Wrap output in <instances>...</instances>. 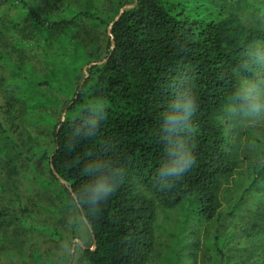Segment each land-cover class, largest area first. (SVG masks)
Here are the masks:
<instances>
[{"label":"trees","instance_id":"trees-1","mask_svg":"<svg viewBox=\"0 0 264 264\" xmlns=\"http://www.w3.org/2000/svg\"><path fill=\"white\" fill-rule=\"evenodd\" d=\"M1 22V109L5 115L18 112L19 119L25 111L45 115L39 121L49 129L50 149H40L37 158L46 167L34 175L37 186L54 190L63 211L92 179L83 171L86 164L112 159L125 169L114 195L84 219L91 243L81 253L88 264H149L157 208L181 205L189 213L185 219L199 224L221 228L228 218H242L245 253L227 255L217 246V264H254L256 258L264 264V245L250 246L264 239V188H256L264 185V163L252 164L243 190L254 191L256 201L241 196L224 204L240 162L221 118L249 45L264 42L263 26L248 22L227 0H61L47 11L39 0H0ZM27 48H36L41 73L34 71L37 62L26 60ZM185 78L195 84L199 103L192 118L196 162L179 181L161 188L162 114ZM97 96L109 102L99 132L69 147L79 124L73 115ZM12 129L0 121V156L9 163L12 150L17 155L24 145ZM191 247L197 250L198 241ZM181 250H174L171 264L182 262ZM193 251L187 264L196 262Z\"/></svg>","mask_w":264,"mask_h":264},{"label":"rangeland","instance_id":"rangeland-1","mask_svg":"<svg viewBox=\"0 0 264 264\" xmlns=\"http://www.w3.org/2000/svg\"><path fill=\"white\" fill-rule=\"evenodd\" d=\"M227 1L248 22L264 27V0ZM39 4L42 11L54 10L61 6V0H39ZM4 25L0 23V26ZM26 50L29 53L26 60L34 64L37 62L33 69L36 73H41L42 67L35 55L36 48ZM14 54L18 55L17 52ZM4 73L8 74L7 70ZM3 100L5 97L0 88V121L8 132L14 128L13 135L17 137L18 144L21 145L20 141H23L24 145L19 148L20 153L17 155L12 150L10 163L0 156V184L3 187L0 190V264H88L82 257L81 248L91 243V237L85 224L83 227L86 235L78 236L79 225L75 223V219L80 215L79 212L77 209L73 211L72 207L60 211L55 191L44 190L34 181V175L40 174L37 169L44 172L46 169L44 163L43 167L38 165L37 158L41 155L39 150L50 149L49 129L47 124L39 121H44L45 115L41 117L25 111L21 119L18 112L7 116L1 109ZM17 108L18 105L15 106ZM222 120L240 162L234 178L227 184L228 195L223 202L234 204L243 196V202L254 203L257 198L255 192L249 191V195H244L243 190L250 182L248 177L251 175L252 164L264 163V120L252 126H238L231 121ZM20 123H24L23 127L15 128L16 124L22 125ZM262 186L256 188L260 190L264 188ZM262 192L264 189L260 194ZM188 214L183 205L169 209L157 208V244L149 264H171L174 250L179 248L183 255L179 264H187V253L194 250L191 245L196 241L199 247L193 251L197 253L195 264H217V246L222 247L227 255L245 253L246 245L239 242L242 237L239 235L238 226L244 223L242 218H228L223 227L218 228L216 223L199 224L193 219L187 220L185 216ZM28 225L32 229L27 230ZM262 227L264 229V224ZM64 244H70L71 255L62 252ZM261 245H264V239L255 240L250 246L257 249ZM231 262L228 261L227 264ZM260 262L261 259L256 258L252 263Z\"/></svg>","mask_w":264,"mask_h":264},{"label":"clouds","instance_id":"clouds-1","mask_svg":"<svg viewBox=\"0 0 264 264\" xmlns=\"http://www.w3.org/2000/svg\"><path fill=\"white\" fill-rule=\"evenodd\" d=\"M237 84L228 97L222 119L238 126H252L264 120V43L249 45L245 57L236 71ZM176 95L162 114L161 140L165 147L161 165L157 170L161 188L170 187L179 181L195 164V132L193 116L199 109L195 84L190 79H180ZM108 100L97 96L84 105L81 112L73 115L79 120L68 146L75 147L81 139L97 135L101 121L106 118ZM254 148L255 145H252ZM92 177L76 193L72 209H86L75 219L79 225L78 236L86 235L84 219L95 215L102 205L116 192L123 181L125 169L112 159H96L84 168ZM70 244L62 245V252L71 255Z\"/></svg>","mask_w":264,"mask_h":264},{"label":"water","instance_id":"water-1","mask_svg":"<svg viewBox=\"0 0 264 264\" xmlns=\"http://www.w3.org/2000/svg\"><path fill=\"white\" fill-rule=\"evenodd\" d=\"M130 5H126V6H124L123 8H121L120 9V11H119V14L122 12V10L125 8V7H129ZM119 14L116 16V18H115V20L119 17ZM109 28H110V26H109ZM108 28V29H109Z\"/></svg>","mask_w":264,"mask_h":264}]
</instances>
